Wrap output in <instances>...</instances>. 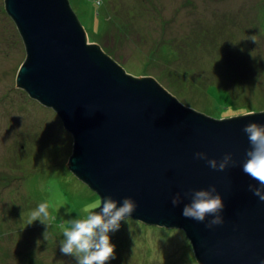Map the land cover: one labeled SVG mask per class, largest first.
Listing matches in <instances>:
<instances>
[{
  "label": "rangeland",
  "instance_id": "374dc122",
  "mask_svg": "<svg viewBox=\"0 0 264 264\" xmlns=\"http://www.w3.org/2000/svg\"><path fill=\"white\" fill-rule=\"evenodd\" d=\"M68 1L89 43L184 106L214 119L264 111V0ZM25 58L0 0V264H75L61 233L99 197L68 169L73 137L58 115L16 85ZM42 201L48 217L28 224ZM135 222L110 233L105 264H197L182 231Z\"/></svg>",
  "mask_w": 264,
  "mask_h": 264
},
{
  "label": "water",
  "instance_id": "95a60500",
  "mask_svg": "<svg viewBox=\"0 0 264 264\" xmlns=\"http://www.w3.org/2000/svg\"><path fill=\"white\" fill-rule=\"evenodd\" d=\"M25 46L16 85L51 108L73 137L68 169L99 197L131 196L128 216L184 233L197 264H259L264 258V201L242 171L249 143L242 128L264 111L214 119L184 106L151 77L137 78L89 43L68 0H5ZM237 164L210 168L193 153ZM216 185L224 222L211 228L181 215L183 194ZM183 199L173 206L171 196ZM190 195V194H189Z\"/></svg>",
  "mask_w": 264,
  "mask_h": 264
},
{
  "label": "clouds",
  "instance_id": "9594fccd",
  "mask_svg": "<svg viewBox=\"0 0 264 264\" xmlns=\"http://www.w3.org/2000/svg\"><path fill=\"white\" fill-rule=\"evenodd\" d=\"M242 131L247 137L249 147L245 150V158L239 163L242 171L255 181L248 184V189L259 200L264 201V123L249 121L244 124ZM193 157L204 160L210 168L216 170H224L237 164L232 152H225L220 158H216L209 157L205 151H196ZM183 195L189 199L183 203L182 216L205 222L208 228L224 222L223 198L216 185L191 188ZM182 199L181 192L177 191L171 196V204L176 206ZM136 207L137 202L131 196L117 200L111 194L103 195L87 205L83 214L76 212L75 216L67 219V226L63 228L62 238L58 243L60 251L72 255L75 264H105L114 254L115 245L111 241L110 233L119 229L121 220L130 216ZM48 215L47 202L42 201L30 211L28 224L36 220L44 223L42 217ZM259 264H264V258L259 260Z\"/></svg>",
  "mask_w": 264,
  "mask_h": 264
},
{
  "label": "trees",
  "instance_id": "16d2710c",
  "mask_svg": "<svg viewBox=\"0 0 264 264\" xmlns=\"http://www.w3.org/2000/svg\"><path fill=\"white\" fill-rule=\"evenodd\" d=\"M103 21V20H102ZM162 51H164V50H162ZM206 92V91H205ZM207 94V93H206ZM207 96H209V94H207ZM99 199V198H98ZM135 223H140V222H138V221H136ZM137 224V225H138ZM140 226H143V225H141V224H139ZM49 227H50V230H52V228L54 227V226H50V225H48ZM143 227H145V226H143ZM54 229V228H53ZM57 231V229L56 230H53L51 233H52V235H56L55 234V232ZM1 248V247H0ZM2 250V249H1ZM1 254H3V253H1ZM2 259V258H1ZM29 264H42L40 261H38V260H34L33 261V259H32V256L30 255L29 256V262H28Z\"/></svg>",
  "mask_w": 264,
  "mask_h": 264
}]
</instances>
